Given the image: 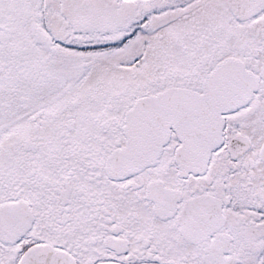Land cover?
<instances>
[{
  "label": "snow or ice",
  "instance_id": "snow-or-ice-1",
  "mask_svg": "<svg viewBox=\"0 0 264 264\" xmlns=\"http://www.w3.org/2000/svg\"><path fill=\"white\" fill-rule=\"evenodd\" d=\"M0 264H264V0H0Z\"/></svg>",
  "mask_w": 264,
  "mask_h": 264
}]
</instances>
